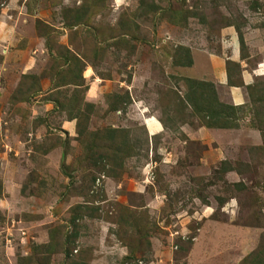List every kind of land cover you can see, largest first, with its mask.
Instances as JSON below:
<instances>
[{"label":"rangeland","instance_id":"rangeland-1","mask_svg":"<svg viewBox=\"0 0 264 264\" xmlns=\"http://www.w3.org/2000/svg\"><path fill=\"white\" fill-rule=\"evenodd\" d=\"M154 1L173 20L171 11H197L207 24L144 16L140 0H0V264H32L22 257L49 243L50 233L58 245L66 236L74 242L72 257L59 250L36 264H243L264 247V151L255 149L263 139L254 114L239 113V129L202 127L183 111L186 77L173 65L176 46L185 44L196 51V71L208 70L210 51L225 69L233 46L241 50L240 33L221 28L246 20L241 33L254 58L245 66L255 68L264 0ZM86 3L98 4L87 22L68 25L63 15L90 9ZM222 39L229 40L223 49ZM65 47L86 65L81 94L93 108L83 137L70 121L75 87H60L68 78ZM127 92L131 103L113 110L114 95ZM150 118L157 132L148 130ZM66 122L75 123L73 135ZM109 128L121 129L122 152L114 154ZM225 161L239 173L224 174ZM93 178H101L99 190ZM78 206L88 207L87 217L73 225Z\"/></svg>","mask_w":264,"mask_h":264},{"label":"trees","instance_id":"trees-1","mask_svg":"<svg viewBox=\"0 0 264 264\" xmlns=\"http://www.w3.org/2000/svg\"><path fill=\"white\" fill-rule=\"evenodd\" d=\"M86 1H84L85 3ZM87 7L82 6L80 9L69 10L68 13L64 16L65 21L70 26H80L85 24L87 18L89 17V12L91 13V9L94 6L98 7V4L91 5L90 3H86ZM137 11H144L142 15L148 16L149 14L159 13L161 14L160 18H166L168 22L175 24L176 26L185 27L187 20L195 19L198 20L200 25H206L207 20L204 15L197 14V11H183V10H174L171 11L173 14L174 20L170 17V13L164 11L162 7L155 3L154 0H140L139 7ZM70 14V16H68ZM186 22V23H185ZM38 26L41 24L40 22L37 23ZM189 24V23H188ZM233 22L227 23L225 26H232ZM48 28V27H47ZM236 30L240 33L239 43L241 45L242 53L245 51V42L243 38V34L241 33L240 25L235 26ZM43 36L48 38L51 36L49 30ZM52 48L49 47V51ZM244 55H242L243 57ZM60 57L64 59V64H68V68L64 70V74L68 75V78L64 75L61 78V85L60 87L65 86H74V91L71 93V103L76 104L72 105V108L69 110L71 111L70 121H76V134L78 137H83L87 135L86 128L88 127L87 123L90 120V115L88 112H91L93 108V104L84 101L83 96L81 94L82 91L88 90L86 86L85 79L83 78V71L86 67L84 61L72 50L65 47V50L60 53ZM173 65L179 68H190L194 65V60L192 57L191 49L185 45L176 46L174 57H173ZM226 70H227V77H228V85L232 87H243L242 81V74H241V65L239 63H235L233 61L226 62ZM62 72V71H60ZM61 74V73H60ZM59 74V75H60ZM181 80V78H180ZM182 81L186 85V90L184 95L179 98L181 101V105L183 107V111L189 110L193 116H196L201 122L202 127L208 129H216V130H229V129H239L240 128V116L239 113L243 112L246 113L248 109L250 112L254 114L256 120H252V127L257 128L261 132V136L263 139V145L256 147L257 150L264 151V125L263 124V116H264V83H253L246 87L247 93L249 95L250 104L249 106H234L229 105L222 102L218 96V92L216 86L211 81L201 80V79H194V78H183ZM23 86V83H21ZM59 86V85H58ZM33 92V89H29L26 93H22V89L17 90L18 95L27 96ZM116 98L115 103H111L113 110L120 109L122 104L128 105L131 103V98L129 93H125L123 95H114ZM55 102V100H53ZM259 104V107L257 106ZM63 107V105H62ZM68 108V106L66 105ZM247 110V111H246ZM258 118H262L259 119ZM81 121L83 123L81 124ZM106 133L108 135V139L111 141L112 146H118L115 148L114 154L122 152L121 144L118 143L117 138L120 136L121 129L116 128H109L106 129ZM237 171L232 167V164L229 161H225L223 164L222 172L230 173L232 171ZM108 177L115 178V175L108 174ZM100 178H93V186L96 187V182ZM102 185V184H101ZM101 185L96 188L97 190L100 189ZM240 189H243V185H237ZM2 195V194H1ZM0 195V197H1ZM207 204V203H206ZM78 217H74L73 225L76 224L77 221L81 219V217H87L84 215V211H88V207H80L78 206ZM79 208L82 209V213L79 214ZM89 216V215H88ZM91 217V216H90ZM50 242L46 244H33V251L35 254L30 255L28 257H22L24 260H29L32 264H36L39 259L38 256L40 254H47L51 256L55 253H58L59 250L64 254L66 258L72 257V250L71 245L74 244L73 241L69 240V237L66 236L65 242L63 244H57V242L53 241V236L50 233ZM78 233H74V238L77 239ZM260 252H255L251 256L252 259H244L243 264H264V247L259 249ZM254 257V258H253ZM255 257H262L260 259H255ZM44 261L49 264L47 259ZM71 264H85L84 261H74L72 260Z\"/></svg>","mask_w":264,"mask_h":264},{"label":"crops","instance_id":"crops-1","mask_svg":"<svg viewBox=\"0 0 264 264\" xmlns=\"http://www.w3.org/2000/svg\"><path fill=\"white\" fill-rule=\"evenodd\" d=\"M231 25L232 26H223L221 28L222 33L225 30L232 29V28H234L236 30V28H235L236 25L235 24H231ZM248 27H249L248 22L246 23V20L244 21L243 24H240L241 31H242V29L247 31ZM230 41H232V43H233V40L231 38H230ZM238 41H239V38H238ZM219 42H221L220 48L223 49V48L227 47L229 40L222 39ZM244 42H245V46H246V41L244 40ZM183 45H185V44H183ZM239 45H240V43H239ZM185 46H187L191 49L192 57L194 60V65L190 68L176 67V69H178V70L179 69H181V71L183 70V74L181 76L186 77V78L201 79V80L213 82L216 86L220 100L226 104L234 105V106H243V105L247 104L249 95L247 93L246 88L244 86L243 87H232V86L228 85L226 62L227 61H233L235 63L241 64V74H242L241 77H242V80L244 82V85L245 86L251 85L255 82L256 78L264 76V51L261 50V48L263 46L259 47V49H256L257 56L259 55L261 57V61L258 63V65L255 68H246L247 63L245 61L254 58L252 55H250V54H252V50H251L250 54L246 52L247 49L242 53V50L236 49V47L233 46V51H231V57L227 56L228 59L226 58L225 69H224L223 64H222V57L219 54L212 53L210 51L207 53V55H204V60L206 61V64L210 65V67H208V70H206V71L204 70V71H200V72L196 71L197 70L196 67L198 65V63H196L197 62L196 51L193 49L192 46H188V45H185ZM247 46H248V44H247ZM240 51H241V54H240ZM255 54H256V52H255ZM242 55H244V56L242 57ZM187 72H190V74H187ZM195 73H197V75H195ZM215 73L218 74L217 77H216ZM200 75H203V77L198 78V76H200ZM92 78H93V75L90 76V79H92ZM220 87H222L223 89L225 88L224 90L226 91V93L221 91ZM159 125H160L159 122H156V120H153L152 118L148 119V125H147L148 130L153 131V132H157L156 130L159 129ZM64 128H65V130H68L71 135H73L71 129H73V131L75 130V123L74 122H66V124L64 125ZM211 130H216V129H211ZM224 131H226V130L224 129Z\"/></svg>","mask_w":264,"mask_h":264},{"label":"built area","instance_id":"built-area-1","mask_svg":"<svg viewBox=\"0 0 264 264\" xmlns=\"http://www.w3.org/2000/svg\"><path fill=\"white\" fill-rule=\"evenodd\" d=\"M153 176H154V175L151 174V173L148 175V179H149V182H150V183L154 182V178H153ZM100 185H101V178L97 180V182H96V187L98 188Z\"/></svg>","mask_w":264,"mask_h":264},{"label":"clouds","instance_id":"clouds-1","mask_svg":"<svg viewBox=\"0 0 264 264\" xmlns=\"http://www.w3.org/2000/svg\"><path fill=\"white\" fill-rule=\"evenodd\" d=\"M147 179H148V177H147ZM149 184H152V183H150V182H148Z\"/></svg>","mask_w":264,"mask_h":264}]
</instances>
